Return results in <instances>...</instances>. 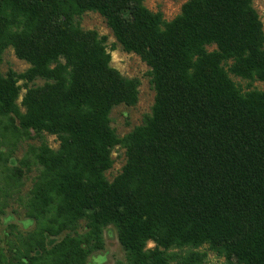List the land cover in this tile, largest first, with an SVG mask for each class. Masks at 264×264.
<instances>
[{
	"label": "trees",
	"instance_id": "1",
	"mask_svg": "<svg viewBox=\"0 0 264 264\" xmlns=\"http://www.w3.org/2000/svg\"><path fill=\"white\" fill-rule=\"evenodd\" d=\"M146 1L0 0V65L9 49L30 65L0 71V214L34 224L9 226L0 264H89L109 227L118 264H264V90L233 80L264 83L259 13L189 0L166 22ZM90 12L150 69L152 113L124 138L111 114L137 105L140 81L83 29ZM116 147L127 161L110 182Z\"/></svg>",
	"mask_w": 264,
	"mask_h": 264
},
{
	"label": "rangeland",
	"instance_id": "2",
	"mask_svg": "<svg viewBox=\"0 0 264 264\" xmlns=\"http://www.w3.org/2000/svg\"><path fill=\"white\" fill-rule=\"evenodd\" d=\"M189 0H147L144 5L153 13H161L166 22H172L182 12L183 6ZM254 7L259 13L264 26V0H253ZM80 23L84 30L95 31L101 37L107 38V47L112 57V67L118 70L124 77L129 79H137L140 81L139 101L135 106L122 105L116 107L111 114V126L120 138L126 137L137 127L143 124L146 116L152 113L155 103V90L151 84L149 76V67L136 54L127 53L117 42L106 20L97 13H87L81 19ZM30 68L25 61L17 58L13 49L6 51L3 63L0 65V71L6 74L9 70H13L18 74H22ZM234 82L244 89L251 86L253 89L264 90V83L256 82L249 84L237 78H233ZM42 84V83H40ZM25 92H22L19 103L22 102ZM48 142L53 149L59 147V143L54 136L48 137ZM20 157L22 155H19ZM112 158L114 161L112 169L107 173V178L112 182L122 172L126 165V150L122 147H116L113 150ZM17 207L9 209L6 216L0 214V243L6 245L9 236V226L11 224L18 225L22 230H32L34 224L25 219L24 215L18 209L20 215H15ZM105 247L102 251L95 253L89 264H118L126 263L127 255L122 248L117 230L109 227L104 233ZM154 244L150 243L149 248H153ZM202 249L201 252H206ZM208 257L205 264H226V261L219 258L212 252H207Z\"/></svg>",
	"mask_w": 264,
	"mask_h": 264
}]
</instances>
